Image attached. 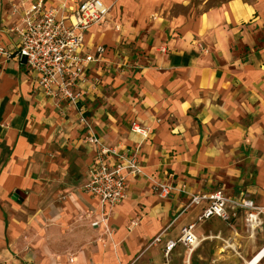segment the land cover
<instances>
[{
	"label": "crops",
	"instance_id": "crops-1",
	"mask_svg": "<svg viewBox=\"0 0 264 264\" xmlns=\"http://www.w3.org/2000/svg\"><path fill=\"white\" fill-rule=\"evenodd\" d=\"M35 1L0 0V46L15 49L16 38L6 31L20 22L14 9ZM81 1L44 0L47 9L60 11ZM102 1L122 8L126 21L135 24L129 35L138 50L131 56L134 71L103 72L114 55L106 48L104 62L93 66L83 86L79 110L46 98L26 62L0 57V264H254L259 257L255 264H264V212L253 230L246 210L235 211L230 222H197L202 206L184 211L192 195L217 190L264 208V0H229L177 17L168 11L192 0ZM104 29L91 28L92 47L116 39ZM95 100L102 106L93 108ZM81 114L106 145L140 146L148 177L129 180L126 199L110 211L109 237L104 226H92L100 219V202L83 189L97 147L87 143L90 131L83 133ZM133 124L149 130L150 138L133 133ZM57 132L63 135L59 140ZM56 141L89 146L79 196L57 204L54 186L40 174ZM239 150L247 160L256 152L261 156L255 187L245 189L232 168ZM221 173L232 176L234 191L213 182L215 175L227 179ZM163 181L176 188L168 199L157 196L169 201L157 204L152 195L140 201V190ZM18 190L26 195L22 201L15 197ZM87 200L95 214L79 222L89 212L82 202ZM50 214L47 227L43 216L48 220ZM189 224H196L199 247L189 254L180 244L166 258L165 243ZM159 236L161 243L154 244Z\"/></svg>",
	"mask_w": 264,
	"mask_h": 264
},
{
	"label": "built area",
	"instance_id": "built-area-1",
	"mask_svg": "<svg viewBox=\"0 0 264 264\" xmlns=\"http://www.w3.org/2000/svg\"><path fill=\"white\" fill-rule=\"evenodd\" d=\"M15 14L20 15V22L6 31L15 36L16 47L7 50L0 46V57L18 61L26 59L27 67L36 76L38 90L46 98L79 110L83 86L89 82L93 66L104 62L106 53L105 46L92 47L87 42V36L91 28L101 26L106 21L109 8L102 0H82L75 9L67 8L64 4L60 11L57 8L47 9L44 0H36L27 8L16 6L12 15ZM161 52L165 53L166 49L163 48ZM127 63L128 58L124 57V65ZM80 121L88 130L91 128L82 114ZM89 131L87 143L97 147V154L89 166L88 180L83 189L100 202L102 217L92 226L98 228L106 224L105 230L111 236L113 229L106 223L107 217L113 208L126 199L129 180L148 177L139 159L140 146H108L91 129ZM132 131L144 141L151 136L149 130L139 125L133 124ZM154 188L161 199H168L176 190L167 181L155 183ZM199 206L203 211L197 222L213 218L230 222L236 217L235 211L246 210L249 212L246 223L253 230L261 226L260 215L264 212V208L255 206L244 196H229L222 190L192 195L184 211ZM195 227L196 224L183 226L177 239L165 243L166 258L180 244L189 254L199 247ZM161 237H157L153 243H161Z\"/></svg>",
	"mask_w": 264,
	"mask_h": 264
},
{
	"label": "rangeland",
	"instance_id": "rangeland-1",
	"mask_svg": "<svg viewBox=\"0 0 264 264\" xmlns=\"http://www.w3.org/2000/svg\"><path fill=\"white\" fill-rule=\"evenodd\" d=\"M227 1L229 0H208V1L192 0L190 6L188 7L182 6V5L174 6L168 12H169L170 17H177L181 15H187L191 9L200 11L199 8L201 6H204L205 9H208L211 7H219L220 5H222L223 3ZM245 1L253 2L255 0H245ZM109 13L110 15L108 14L106 21L99 27H101L102 29L108 28L107 29L108 33L106 34L116 35V39L113 41L110 40V42H107V43L104 41V43L106 44L105 47L109 48V51L113 52L112 54L114 55L110 54L109 56H113V57L107 58L106 62L103 63L104 66L106 65L105 67L102 66L103 72L106 71L107 69H109L110 71H113L114 69H120V70H126V71L133 72L134 68L130 67L134 65L133 59L131 58V56L134 52L135 53L138 52V50L135 48L136 45L134 41L129 37V35L131 34L130 30H133V28L135 27V24L133 22L126 21L127 19L125 18V12L122 8L121 9L117 7L115 8L114 6L110 7ZM95 43H96L95 45L103 44V42L99 43V41ZM124 57L128 58V63L125 65H124ZM129 84L131 87H133L132 81ZM92 106L93 108L95 107L99 108L102 106V103L97 102L95 100V105H92ZM82 131L83 133H85L86 131H88V129L82 128ZM131 131H132V127H131ZM61 136L63 135L60 132H57L55 137H57V139L59 140ZM63 140L65 141V139ZM83 147L85 149L71 147L69 143L65 144L64 142L56 141L49 148V152L47 153V161H45L44 162L45 165L41 167L40 174L45 176V178L48 181H50V185L54 186L55 193L53 195V198H58V200L56 201V204L59 203L60 200L65 201V199H67V197L71 194L79 196V191H77V187L80 183L81 177L84 173L87 162L89 160V146L86 143H84ZM256 153L257 154L255 155L254 160L252 159L247 160L246 158L247 156L245 155L246 152L239 150L237 158L233 160V163H232V168L237 169L239 173H241V178L245 181L243 185L245 189L246 187H249V186H254V187L256 186L257 184L256 182L259 179L260 172L261 170H263V168L259 166V163L261 162L260 161L261 156H259V152H256ZM221 175L226 176L227 179L224 181H221L215 175L213 182L215 184L218 182L219 185L221 186L222 184H226V187L230 189V191H234L235 190L234 186L236 185V182L230 180L232 176L229 177V175H226V173H223V174L221 173ZM217 186L215 185L213 186V188H216ZM61 194L63 195L62 197L59 198V195ZM151 195L157 198V204L159 203L164 204L166 201H169V200H160L159 199L160 197L158 196V191L155 188L151 189L149 185L145 186L144 189L140 190V195H138V198H140V201H142L144 197L150 198ZM82 202L84 203V205L89 207V212L87 211V213L83 214L82 216L79 215L77 218L79 222H83V220H89V218L93 216L92 214H95V211H93V213L90 212L92 211L93 205H89L88 200L82 201ZM98 206H96V209L98 208L99 216L101 219L102 217L101 208ZM58 207H59V204H58ZM49 217L52 218V214L48 215V220L46 219L47 217L43 216L45 226L47 227L49 226L50 221H51ZM111 218H112V213L109 214V216L107 217L108 221H106L109 227H113L111 225L112 224ZM100 219H98V221ZM31 220H32V217H31ZM105 225L106 224H103L101 226H104L105 228ZM104 234L105 236L109 237V234L106 232V230ZM112 234H113V231H112Z\"/></svg>",
	"mask_w": 264,
	"mask_h": 264
},
{
	"label": "water",
	"instance_id": "water-1",
	"mask_svg": "<svg viewBox=\"0 0 264 264\" xmlns=\"http://www.w3.org/2000/svg\"><path fill=\"white\" fill-rule=\"evenodd\" d=\"M23 62H26V59H23ZM15 197L20 198V200L22 201L26 198V195L23 192L18 190L15 192Z\"/></svg>",
	"mask_w": 264,
	"mask_h": 264
},
{
	"label": "bare ground",
	"instance_id": "bare-ground-1",
	"mask_svg": "<svg viewBox=\"0 0 264 264\" xmlns=\"http://www.w3.org/2000/svg\"><path fill=\"white\" fill-rule=\"evenodd\" d=\"M259 259H260V257L256 259V261L254 262V264H255Z\"/></svg>",
	"mask_w": 264,
	"mask_h": 264
}]
</instances>
